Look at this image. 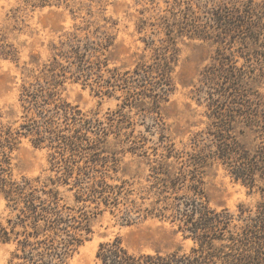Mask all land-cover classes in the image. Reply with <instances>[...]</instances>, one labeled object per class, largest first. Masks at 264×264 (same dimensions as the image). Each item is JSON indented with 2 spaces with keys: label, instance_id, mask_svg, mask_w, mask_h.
<instances>
[{
  "label": "trees",
  "instance_id": "16d2710c",
  "mask_svg": "<svg viewBox=\"0 0 264 264\" xmlns=\"http://www.w3.org/2000/svg\"><path fill=\"white\" fill-rule=\"evenodd\" d=\"M167 12L155 23L141 21V33L153 27L152 35L165 36L143 41L149 61L142 56L133 70L110 69L108 35L74 38L63 56L74 73L55 58L37 75L29 74L17 128L18 121L2 123L0 110V194L8 211L0 222V246L14 248L8 264H67L93 235V221L106 213L125 226L149 217L169 222L192 247L133 254L117 238L100 244L98 264H264V199L255 211L244 206L236 214L217 211L209 206L202 179L203 169L219 161L235 181L264 194V97L256 88L264 81V0H175ZM180 37L217 47L215 63L204 71L198 89L207 115L216 120L214 131L200 133L192 153L165 146L147 163V184L135 188L130 180L114 178L119 155L128 150L141 156L135 131L123 134L134 129L127 109L144 111L148 129L165 130L161 110L175 90ZM67 74L98 96L116 98L122 91L119 110L103 120L63 100ZM237 127L258 140L253 152L233 140ZM23 139L49 151L54 177L15 176L14 154Z\"/></svg>",
  "mask_w": 264,
  "mask_h": 264
},
{
  "label": "rangeland",
  "instance_id": "374dc122",
  "mask_svg": "<svg viewBox=\"0 0 264 264\" xmlns=\"http://www.w3.org/2000/svg\"><path fill=\"white\" fill-rule=\"evenodd\" d=\"M175 0H0V110L3 113L2 123L22 122L21 105L22 87L29 83V74L37 75L54 59L65 68L75 72V66L64 59L70 52L68 45L75 40H97L105 34L113 41L106 51L109 68H118L121 72L133 70L140 57L147 56L145 40L164 39L163 34L152 35L153 27L141 33V21L155 23L160 16L168 14ZM260 1V0H258ZM74 38H77L74 40ZM217 47L202 41L178 38V63L174 72L175 90L169 100L162 106L161 114L164 131L151 127L145 120V112L138 109L127 115L131 117L132 128L125 129L123 134L135 131L138 147L136 154L128 150L122 156L116 180L134 183L135 188L147 184L149 175L148 161L154 154H161L165 146L174 145L175 151L193 152V142L202 132L214 131L209 117L203 93L198 94L204 71L215 63ZM234 51L241 52L236 45ZM238 54V53H237ZM238 56V55H237ZM239 66L244 60L238 58ZM256 68L258 66L255 65ZM203 86H201L202 88ZM200 88V90H201ZM256 88L264 97V81ZM255 88V89H256ZM120 96L118 100L117 97ZM115 97L98 96L96 91L82 81H75L67 74L66 83L61 91V98L78 107L85 114H98L106 120L108 114L119 110L124 100L122 91ZM129 111V112H128ZM12 115H7L11 114ZM237 127L232 133L233 140L249 152L259 144L249 131L241 134ZM112 141L114 137L110 138ZM122 146V148H128ZM215 151V148H212ZM49 151L35 148L29 139H23L14 154V174L19 177L43 179L54 177L51 172ZM145 155L146 157H144ZM203 190L209 206L217 211L228 209L236 214L240 206L255 211L258 203L264 199L258 188L251 190L244 186L226 171L221 162L203 169ZM149 202V201H148ZM146 202L143 208L148 207ZM8 216L6 202L0 194V222ZM93 235L77 249L67 264H98L96 254L100 244L120 239L123 245L133 254L172 253L179 249L189 251L190 240L183 241L181 235H175L176 227L169 222L149 217L136 221L131 226L109 213L93 221ZM12 246H0V264H8Z\"/></svg>",
  "mask_w": 264,
  "mask_h": 264
}]
</instances>
